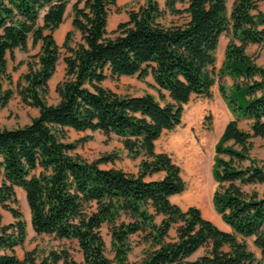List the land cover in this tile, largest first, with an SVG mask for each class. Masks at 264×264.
Here are the masks:
<instances>
[{"label": "trees", "instance_id": "obj_1", "mask_svg": "<svg viewBox=\"0 0 264 264\" xmlns=\"http://www.w3.org/2000/svg\"><path fill=\"white\" fill-rule=\"evenodd\" d=\"M143 1L109 37L116 0H76L71 28L81 42L71 45L69 32L59 46L53 33L69 0H0V109L14 93L9 58L16 49L27 51L29 42L39 46L15 84L21 102L38 114L23 126L0 127V207L13 219L0 226V264H264V192L255 187L264 185V168L250 156L251 139H264V65L246 52L249 44L264 43V14L257 0H234L230 9L226 0H163V6ZM183 14V23L163 22ZM222 35L229 41L217 69ZM60 60L58 101L49 104L48 81ZM148 75L157 97L119 94L103 85ZM217 77L232 81L218 87L232 118L214 147L212 205L229 231L198 207L171 201L185 182L179 165L155 149L162 133L181 123L192 96H211ZM243 120L247 129L239 125ZM66 128L116 136L127 156L139 159L137 173L101 168L117 158L113 153L91 162L72 154L87 138L69 141ZM16 188L25 193L33 231L73 241L80 262L67 246L43 255L34 248L18 257L15 248L24 246L27 224ZM136 247L140 253L131 261Z\"/></svg>", "mask_w": 264, "mask_h": 264}, {"label": "rangeland", "instance_id": "obj_2", "mask_svg": "<svg viewBox=\"0 0 264 264\" xmlns=\"http://www.w3.org/2000/svg\"><path fill=\"white\" fill-rule=\"evenodd\" d=\"M76 0H69L66 12L61 26L53 33V38L59 46L65 40L66 35L72 32L71 45L81 42L80 34L71 28V7ZM227 7L230 9L234 0H226ZM143 0H116V6L111 8L107 33L109 37L116 35L115 31L120 23L126 22L128 19L127 12L137 10L143 4ZM163 6V0H158ZM258 9L264 14V0H257ZM186 4L178 5V8L183 10ZM186 16H166L163 22L165 24L183 23ZM229 41L227 35H222L219 39V44L216 49V67L217 69L223 62L224 49ZM39 50V46L28 44L27 51L16 49L13 58H9V72L13 78V96L8 104L0 109V127L15 128L23 126L31 121L38 114V110L33 107L24 105L16 91L15 84L20 80L21 75L26 72V61L31 60ZM63 51V49H62ZM246 52L250 54L255 62L259 65H264V43L249 44L246 47ZM64 64L60 60L57 64L56 72L48 81L49 91L46 96V101L49 104H54L58 101V95L55 91L57 83L63 78ZM224 83L226 86L231 85L230 78H218L211 89V96H192L191 99L184 105L181 123L173 130L164 131L160 138L155 143L157 152L167 153L171 159L179 165L181 175L185 182V190L171 197V201L178 204L181 208L186 209L189 206H196L200 209L202 215L211 220L219 228L229 231V228L221 220L220 216L214 211L212 205V194L217 186L211 174L213 163L214 147L222 133V130L228 120L232 118V114L227 107L224 99L219 92V84ZM103 85L119 94L141 95L149 92L157 97V92L154 89V81L151 75L144 79H139L137 76H120L117 79H106ZM240 127L247 129V121L243 120L239 123ZM66 137L69 141H76L80 138L87 140L79 144L72 151V154H77L82 159L91 162L101 155L113 153L117 155L115 160L101 163V168H118L129 173H137L139 159H132L127 156L123 150L121 142L116 136H106L102 132L84 131L78 132L70 128H66ZM252 148L250 151L251 158L255 159L259 166L264 168V139L254 137L251 139ZM248 162H244L247 164ZM156 179L157 175L150 177ZM1 181V176H0ZM253 187V186H252ZM260 192H264V185H256ZM245 189H250L245 187ZM198 195H206L208 198H200ZM16 197L18 207L21 209L24 219L27 224V237L23 247H16L15 251L19 258H23L26 250L37 249L39 255L46 254L49 250H56L60 247L67 246L70 253L77 262L81 261V254L75 247L73 241L65 239H55L47 234H36L30 224L29 208L25 199V193L21 188H16ZM204 199V200H203ZM206 201V202H205ZM207 203V204H205ZM10 213L0 207V226L12 222ZM103 236L106 242L107 254L111 257L110 237L103 228ZM249 248L256 255L260 256V251L254 247L252 238L246 239ZM141 247H136L130 255V260L134 261ZM62 264V263H59Z\"/></svg>", "mask_w": 264, "mask_h": 264}, {"label": "bare ground", "instance_id": "obj_3", "mask_svg": "<svg viewBox=\"0 0 264 264\" xmlns=\"http://www.w3.org/2000/svg\"><path fill=\"white\" fill-rule=\"evenodd\" d=\"M198 197H200V198H208L206 195H198ZM204 200V199H203ZM206 202V201H205ZM205 204H207V203H205Z\"/></svg>", "mask_w": 264, "mask_h": 264}, {"label": "crops", "instance_id": "obj_4", "mask_svg": "<svg viewBox=\"0 0 264 264\" xmlns=\"http://www.w3.org/2000/svg\"><path fill=\"white\" fill-rule=\"evenodd\" d=\"M178 7V6H177ZM148 179H151L150 177H148ZM228 227V226H227ZM229 228V227H228ZM16 249V248H15Z\"/></svg>", "mask_w": 264, "mask_h": 264}, {"label": "water", "instance_id": "obj_5", "mask_svg": "<svg viewBox=\"0 0 264 264\" xmlns=\"http://www.w3.org/2000/svg\"><path fill=\"white\" fill-rule=\"evenodd\" d=\"M226 225V224H225Z\"/></svg>", "mask_w": 264, "mask_h": 264}]
</instances>
